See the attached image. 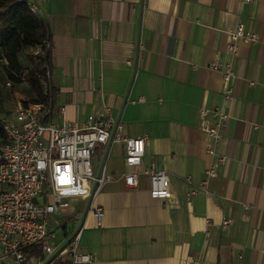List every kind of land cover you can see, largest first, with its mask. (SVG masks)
<instances>
[{"label": "crops", "instance_id": "1", "mask_svg": "<svg viewBox=\"0 0 264 264\" xmlns=\"http://www.w3.org/2000/svg\"><path fill=\"white\" fill-rule=\"evenodd\" d=\"M36 6L51 34L52 102L65 106L55 121L82 124L109 109L128 135L147 136L138 169L154 159L169 178L166 198L149 195L143 172L135 187L121 177L107 182L93 201L104 209L102 222L82 214L80 247L96 259L73 264H264V0ZM240 22L258 40H239L229 53L228 30ZM214 61L234 72L228 100ZM220 105L229 116L216 152L226 161L205 191L200 183L215 157L206 151L199 109ZM123 159V144L112 145L108 167L120 174Z\"/></svg>", "mask_w": 264, "mask_h": 264}, {"label": "built area", "instance_id": "2", "mask_svg": "<svg viewBox=\"0 0 264 264\" xmlns=\"http://www.w3.org/2000/svg\"><path fill=\"white\" fill-rule=\"evenodd\" d=\"M28 3L37 11L34 0ZM228 35L226 50L229 53L235 52L239 40L249 43L258 40V33L242 22L228 30ZM45 43L50 44L48 39ZM137 47L141 49L142 44L138 42ZM211 65L221 71L223 99H230L234 76L231 66L217 61ZM48 76L50 78V72ZM44 88L50 92L49 81L44 83ZM64 113L65 106L55 109L52 100L48 103L19 102L9 112L0 113L3 131L0 141V258L10 257L11 264H53L64 257L72 264L95 260L93 251L80 247L83 215L64 242L54 239L56 229L61 228L62 233L67 231L65 222L51 217L62 215L61 209L69 206L73 199L85 211H91L100 224L104 209L93 201L107 182L121 177L125 186L135 187L143 172L151 197L170 195L168 174L154 159L141 171L138 169L145 151L146 134L128 135L121 117L110 114L109 109L107 114L98 110L90 112L82 124L66 119L56 122V114L62 116ZM199 113L203 120L200 128L207 138L206 151L215 157L205 168L200 183V188L207 191L209 179L217 175L226 161V155L216 152V145L229 113L224 105L202 106ZM116 143L124 147L125 169L120 174L108 167V154ZM97 149H101L99 154ZM228 221L224 220L223 224ZM35 247H39V251L28 252Z\"/></svg>", "mask_w": 264, "mask_h": 264}, {"label": "trees", "instance_id": "3", "mask_svg": "<svg viewBox=\"0 0 264 264\" xmlns=\"http://www.w3.org/2000/svg\"><path fill=\"white\" fill-rule=\"evenodd\" d=\"M51 61V34L40 14L30 8L28 0H0V66L11 82L27 85L24 104L52 100V89L44 88V83L50 82ZM30 251L37 252L39 247ZM54 264H69V260Z\"/></svg>", "mask_w": 264, "mask_h": 264}, {"label": "rangeland", "instance_id": "4", "mask_svg": "<svg viewBox=\"0 0 264 264\" xmlns=\"http://www.w3.org/2000/svg\"><path fill=\"white\" fill-rule=\"evenodd\" d=\"M36 5L40 4V0H34ZM9 82V84H7ZM27 85L24 82H16L13 83L9 78H7L5 72L0 66V113L4 114L9 112L13 107H15L19 102H22L23 99H26L28 97ZM1 141V137H0ZM101 149H97L96 153H100ZM94 159V157H93ZM84 207H81V204L77 201H74L72 199V202L69 206L62 208V215H56L52 216L51 218H55L57 221H63L65 222L67 226V232L63 235L61 234V228L56 229L57 236L54 240H59L64 242L69 235L71 234V231H73L79 224V218L85 212ZM63 237L61 239L60 237ZM61 242V243H62ZM61 260V259H60ZM59 260H56L54 263H57ZM53 263V264H54Z\"/></svg>", "mask_w": 264, "mask_h": 264}]
</instances>
